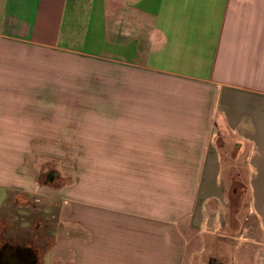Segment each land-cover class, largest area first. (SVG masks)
Masks as SVG:
<instances>
[{
    "label": "crops",
    "instance_id": "crops-1",
    "mask_svg": "<svg viewBox=\"0 0 264 264\" xmlns=\"http://www.w3.org/2000/svg\"><path fill=\"white\" fill-rule=\"evenodd\" d=\"M0 41L25 65L43 54L88 64L0 69V252L29 250L10 262L43 264L26 241L39 236L23 226L12 238L2 210L27 223L52 199L38 176L75 128L99 162L68 222L65 264H195L223 229L231 150L264 245V0H0Z\"/></svg>",
    "mask_w": 264,
    "mask_h": 264
},
{
    "label": "rangeland",
    "instance_id": "rangeland-1",
    "mask_svg": "<svg viewBox=\"0 0 264 264\" xmlns=\"http://www.w3.org/2000/svg\"><path fill=\"white\" fill-rule=\"evenodd\" d=\"M18 51L20 49L0 41V69L43 70L58 73L72 70L81 72L88 68V64L80 59L56 54L47 56L43 54V58L30 59L25 65L18 59L20 56ZM1 55L14 57L4 62L2 61L4 57L2 58ZM92 118H97L94 112H92ZM75 129L77 133L74 136V142H59L52 145L53 150L58 149L59 158L58 160L44 159L43 172L38 176L40 183L51 188L52 199L46 198L45 195L44 198H40L42 202L37 211L30 209L27 211L25 217L27 223L20 220V215L24 213L22 209L2 210L12 217L10 226L5 229L12 238L13 235L18 234L19 227L23 226H27L24 230L28 237L33 236L34 232L36 236H39L37 243L29 238L26 241L41 245L43 264L66 263L68 222L74 219V214V216L81 214L84 178H88L89 172L97 176L99 162L97 153H95L96 157L91 158H87L84 154L85 151H97V144L82 143V136L78 135V130ZM44 145V150H50V144ZM224 156L228 176L225 170L223 181L226 183V211L223 229L216 237L206 242V249L204 253L198 255L195 264H264V245L260 243V226L255 211L259 210L260 205L252 204L253 192L247 190L248 169L245 168L243 172L242 156L235 150L227 152ZM95 181L97 182V178ZM15 214L19 217L14 218ZM75 220L78 219L75 217ZM78 224L69 223V226L80 228ZM52 248H57V253L51 255Z\"/></svg>",
    "mask_w": 264,
    "mask_h": 264
},
{
    "label": "flooded vegetation",
    "instance_id": "flooded-vegetation-1",
    "mask_svg": "<svg viewBox=\"0 0 264 264\" xmlns=\"http://www.w3.org/2000/svg\"><path fill=\"white\" fill-rule=\"evenodd\" d=\"M29 255V250L17 246L5 245L0 252V264H18L10 262L13 258H25Z\"/></svg>",
    "mask_w": 264,
    "mask_h": 264
}]
</instances>
